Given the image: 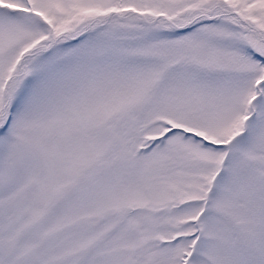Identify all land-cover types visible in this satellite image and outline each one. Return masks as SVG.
Returning a JSON list of instances; mask_svg holds the SVG:
<instances>
[{
  "label": "snow or ice",
  "instance_id": "6c2138e0",
  "mask_svg": "<svg viewBox=\"0 0 264 264\" xmlns=\"http://www.w3.org/2000/svg\"><path fill=\"white\" fill-rule=\"evenodd\" d=\"M0 264H264V0H0Z\"/></svg>",
  "mask_w": 264,
  "mask_h": 264
}]
</instances>
